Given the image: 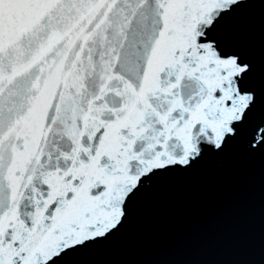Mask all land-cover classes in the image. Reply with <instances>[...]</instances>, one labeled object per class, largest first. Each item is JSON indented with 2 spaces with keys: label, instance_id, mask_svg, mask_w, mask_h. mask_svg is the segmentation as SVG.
Returning <instances> with one entry per match:
<instances>
[{
  "label": "snow or ice",
  "instance_id": "6c2138e0",
  "mask_svg": "<svg viewBox=\"0 0 264 264\" xmlns=\"http://www.w3.org/2000/svg\"><path fill=\"white\" fill-rule=\"evenodd\" d=\"M233 161L264 175V0H0V264H97Z\"/></svg>",
  "mask_w": 264,
  "mask_h": 264
},
{
  "label": "water",
  "instance_id": "95a60500",
  "mask_svg": "<svg viewBox=\"0 0 264 264\" xmlns=\"http://www.w3.org/2000/svg\"><path fill=\"white\" fill-rule=\"evenodd\" d=\"M264 175L233 161L162 188L97 264H264Z\"/></svg>",
  "mask_w": 264,
  "mask_h": 264
}]
</instances>
